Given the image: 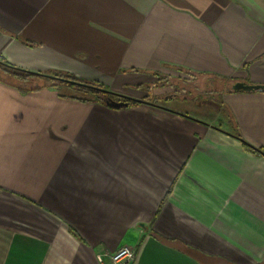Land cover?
<instances>
[{
    "label": "crops",
    "instance_id": "crops-1",
    "mask_svg": "<svg viewBox=\"0 0 264 264\" xmlns=\"http://www.w3.org/2000/svg\"><path fill=\"white\" fill-rule=\"evenodd\" d=\"M0 60L143 100L0 80V264H264V0H0Z\"/></svg>",
    "mask_w": 264,
    "mask_h": 264
},
{
    "label": "trees",
    "instance_id": "trees-1",
    "mask_svg": "<svg viewBox=\"0 0 264 264\" xmlns=\"http://www.w3.org/2000/svg\"><path fill=\"white\" fill-rule=\"evenodd\" d=\"M0 80L8 84L16 85L18 87V90H20V92L36 90V89H40L41 87L53 88V86H60L64 84L68 88L74 91L91 95V97L93 96L94 97L92 98L93 101L104 105L105 102L103 99L107 97H110L111 99L114 100L127 102V104L130 106L137 105L140 102H142L141 99L131 98L128 96H123L114 93L108 90L107 88L102 87L101 84L95 81L81 79L74 75H71L68 72L64 73V71H52L48 73H35L15 67L13 65H9V63L3 60H0ZM31 81H33V84L30 83ZM24 84H28V85L26 86ZM83 99L89 100L90 98H83ZM149 100L154 102L153 98ZM235 137L241 140L243 146H245L248 150L264 153V147H254L252 145H248V143L245 142L240 135H236Z\"/></svg>",
    "mask_w": 264,
    "mask_h": 264
},
{
    "label": "rangeland",
    "instance_id": "rangeland-1",
    "mask_svg": "<svg viewBox=\"0 0 264 264\" xmlns=\"http://www.w3.org/2000/svg\"><path fill=\"white\" fill-rule=\"evenodd\" d=\"M174 72H170V73H152V75H154V77H156V81H159L162 84H171L173 85L175 88H178L180 86H187L188 84H183L184 81H186L189 76V74H187V72L184 71H179L177 72L176 70H173ZM213 85H215L214 83L210 84V88L213 89ZM60 86H64L66 88H68L66 85L62 84ZM145 86V85H144ZM199 89H195V91H193V89H191V85L189 84L188 87L190 88L187 89V91H192L191 94H184L182 96H179L178 98H168V97H160V96H155L152 97L154 99V101L160 102L162 104L168 105L169 108L170 107H175V109H177V111H187V112H196V113H203L205 115H208L210 113H213L217 110V102L215 99L216 95L215 94H211V96L208 97H204L201 95L200 90L202 89L200 87V84H198ZM135 87H143V85H139V86H135ZM146 87V86H145ZM70 89V88H69ZM72 90V89H71ZM183 90V89H182ZM212 92V91H211ZM85 94V93H83ZM91 100L92 98H94L93 96L91 97V95L86 94Z\"/></svg>",
    "mask_w": 264,
    "mask_h": 264
},
{
    "label": "built area",
    "instance_id": "built-area-1",
    "mask_svg": "<svg viewBox=\"0 0 264 264\" xmlns=\"http://www.w3.org/2000/svg\"><path fill=\"white\" fill-rule=\"evenodd\" d=\"M104 255L109 257L111 264H130L134 258V248L128 245H122L113 252L96 254L98 263L102 261Z\"/></svg>",
    "mask_w": 264,
    "mask_h": 264
},
{
    "label": "water",
    "instance_id": "water-1",
    "mask_svg": "<svg viewBox=\"0 0 264 264\" xmlns=\"http://www.w3.org/2000/svg\"><path fill=\"white\" fill-rule=\"evenodd\" d=\"M233 89L243 90V91H257V90L264 91V84H248L244 82H236L233 85ZM103 100L105 102V105L113 107V108H121V107H125L128 105L127 102L120 101V100H114V99H111L110 97H107Z\"/></svg>",
    "mask_w": 264,
    "mask_h": 264
},
{
    "label": "flooded vegetation",
    "instance_id": "flooded-vegetation-1",
    "mask_svg": "<svg viewBox=\"0 0 264 264\" xmlns=\"http://www.w3.org/2000/svg\"><path fill=\"white\" fill-rule=\"evenodd\" d=\"M117 94H118V93H117ZM120 95H122V94H120ZM123 96H125V95H123ZM128 97H129V96H128ZM152 97H154V96H151L150 99H152ZM146 98H147V97H146ZM146 100H148V99H146Z\"/></svg>",
    "mask_w": 264,
    "mask_h": 264
}]
</instances>
